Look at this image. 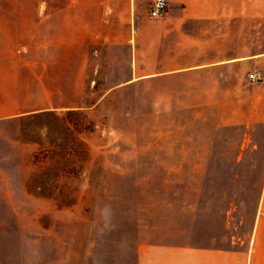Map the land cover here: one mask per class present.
Returning a JSON list of instances; mask_svg holds the SVG:
<instances>
[{"label":"rangeland","instance_id":"obj_1","mask_svg":"<svg viewBox=\"0 0 264 264\" xmlns=\"http://www.w3.org/2000/svg\"><path fill=\"white\" fill-rule=\"evenodd\" d=\"M149 2L135 6L139 30L131 0H27L50 18L46 35L77 27L119 42L91 45L73 76L47 56L45 84L21 88L35 111L0 120V264H138L146 242L230 247L249 237L264 203V130L230 123L248 114L250 103L235 101L262 93L264 77L252 81L248 65L169 72L193 63L162 55L171 34ZM210 25L192 29L224 32L226 59L264 53V22Z\"/></svg>","mask_w":264,"mask_h":264},{"label":"crops","instance_id":"obj_2","mask_svg":"<svg viewBox=\"0 0 264 264\" xmlns=\"http://www.w3.org/2000/svg\"><path fill=\"white\" fill-rule=\"evenodd\" d=\"M141 1L131 0V6L128 7L131 12L128 23L131 20L137 21L138 29L144 30L145 19L141 15H137L136 18L133 16L135 6L140 9ZM90 2L97 3L98 0ZM168 2L166 16L157 21L162 25L163 31L171 34V48L162 55H170L171 61L175 59L177 62H183L184 59L182 60L180 56L185 53L186 62L193 63L183 69H170L169 72L212 68L234 70L248 65L254 67L264 77V53L226 59L224 32L209 29L198 36L199 33L192 29L194 21L207 22L211 24L210 26L217 25L219 28L228 21L263 23L264 0H168ZM20 11L26 14H21ZM49 20L47 16L36 18L27 0H0V120L35 111L30 108L35 102L34 94L26 95L21 88L34 87L36 83L45 84L47 56H51L54 62L57 61L61 65L64 74L73 76L81 72L83 54L87 53L91 45L99 44L102 48L110 49L119 42L110 35L83 36L77 27L70 34L52 37L45 34V23ZM125 29L128 32L124 34L122 42L135 41L136 38L131 34V26ZM133 48H136V42ZM200 54H206V58L200 63H195ZM167 62V59L162 58L160 61L157 60L156 65H164ZM152 75L144 74L142 77ZM238 82L244 84V78L240 76ZM229 83L232 84V81ZM256 89H262V93H245L241 95V100L235 101L250 103L251 106L248 114L236 112L232 117L231 126L244 127L245 130H264V81L259 83ZM230 99L228 97L227 102L231 101ZM38 102L42 101L39 99ZM138 264H264V203L255 215L247 239H237L230 247L146 242L140 246Z\"/></svg>","mask_w":264,"mask_h":264},{"label":"built area","instance_id":"obj_3","mask_svg":"<svg viewBox=\"0 0 264 264\" xmlns=\"http://www.w3.org/2000/svg\"><path fill=\"white\" fill-rule=\"evenodd\" d=\"M168 0H151L149 8V16L151 18H158L164 16L168 12ZM263 78L262 73L253 72L250 74V79L254 82L260 81Z\"/></svg>","mask_w":264,"mask_h":264}]
</instances>
